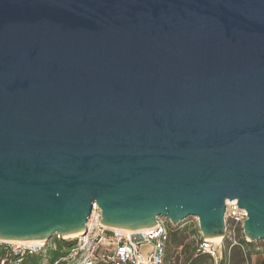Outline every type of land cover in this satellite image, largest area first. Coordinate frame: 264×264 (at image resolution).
I'll use <instances>...</instances> for the list:
<instances>
[{
    "label": "water",
    "instance_id": "obj_1",
    "mask_svg": "<svg viewBox=\"0 0 264 264\" xmlns=\"http://www.w3.org/2000/svg\"><path fill=\"white\" fill-rule=\"evenodd\" d=\"M264 241V0H0V240L192 217Z\"/></svg>",
    "mask_w": 264,
    "mask_h": 264
},
{
    "label": "built area",
    "instance_id": "obj_2",
    "mask_svg": "<svg viewBox=\"0 0 264 264\" xmlns=\"http://www.w3.org/2000/svg\"><path fill=\"white\" fill-rule=\"evenodd\" d=\"M95 210L97 207L93 204L92 213ZM98 217L100 218L99 214ZM246 218V211L238 207L236 200L225 201L224 237L229 240L227 256L233 246H240L236 240V234L238 230L242 231V225ZM168 223L174 227L169 221L158 218L154 227L130 234L107 229L99 224V220L96 232L92 233L87 224L86 234L78 238V242L71 249L65 261L77 262V264H95L96 262L103 264H163L165 241L169 233ZM53 238L64 239L58 234H55ZM207 241L202 237V242L198 245L199 251L209 254L212 259L221 260L223 242L214 246ZM47 243L48 241L35 245H23L0 240V245H7L12 253H17L20 256L44 254ZM0 264H5V260L0 261Z\"/></svg>",
    "mask_w": 264,
    "mask_h": 264
},
{
    "label": "trees",
    "instance_id": "obj_3",
    "mask_svg": "<svg viewBox=\"0 0 264 264\" xmlns=\"http://www.w3.org/2000/svg\"><path fill=\"white\" fill-rule=\"evenodd\" d=\"M175 227V226H174ZM168 223V238L165 241V254L167 255L169 249L181 248L186 254L187 264H213L209 254L199 251V247L194 246V242H186L189 237L198 236V228L192 224H185L181 227L174 228ZM241 231L238 230V233ZM224 240V239H223ZM51 246H47L44 254L40 255H23L12 253L7 245H0V261L5 260V264H65V259L68 257L69 252L75 247V241L58 240L53 238ZM240 246H233L230 249L229 256H227L228 242L224 256L219 264H245L249 259V253L245 252L250 247V243L239 240ZM244 249H242L241 248ZM211 258V259H210ZM164 263V259H163ZM95 264H103L96 262Z\"/></svg>",
    "mask_w": 264,
    "mask_h": 264
},
{
    "label": "rangeland",
    "instance_id": "obj_4",
    "mask_svg": "<svg viewBox=\"0 0 264 264\" xmlns=\"http://www.w3.org/2000/svg\"><path fill=\"white\" fill-rule=\"evenodd\" d=\"M98 214H99V211L97 209L93 213H91V216L87 221L88 228L90 230H92L91 231L92 233L96 232V225H97V222L99 220ZM185 224H192L194 226H197V228H198L197 219L192 218V217H189V218L185 219L184 221L179 222L177 225H175L174 228L181 227ZM198 230H199V228H198ZM198 234H199L198 236L189 237L186 242L189 243L192 241V242H194V246H197L198 244H200L202 242V236H201L200 231H198ZM80 236H77V237L65 236L63 240L75 241L77 243L78 238ZM240 239H243L244 241L251 244L247 250L245 248V252H248L249 257H250L249 259H247V262H245V264H264V241L263 240H256L253 242H249L244 237V234L242 231H240L239 234H236L237 242H239ZM52 241H53V237H52V240L48 241V243L45 245V247L51 246L53 244ZM220 242H223V247L221 249V258H223L224 249L226 250L227 242H228V246H229V240L226 237H224V240H223V238H220V241L216 244H220ZM214 246H215V244H214ZM186 257H187L186 254L184 253V251L180 247L176 248V249H171V250L169 249V251L167 252V255L164 258L163 264H187ZM211 261L213 262V264H219L220 263L218 258L216 260L211 259ZM65 264H77V262L67 261ZM208 264H210V262H208Z\"/></svg>",
    "mask_w": 264,
    "mask_h": 264
},
{
    "label": "bare ground",
    "instance_id": "obj_5",
    "mask_svg": "<svg viewBox=\"0 0 264 264\" xmlns=\"http://www.w3.org/2000/svg\"><path fill=\"white\" fill-rule=\"evenodd\" d=\"M107 229H112L114 231H120V232H124V233H133V232H138L139 230H134V231H130V230H118V229H113V228H108V227H105ZM81 233H77V234H72V235H69L68 237H77V236H80ZM220 238L221 237H216V238H210V239H207L209 243H212V244H215L217 245L216 243H218L220 241ZM2 242H11L13 243L12 241H7V240H1ZM14 243H21V244H30V245H35V244H40L41 241H27V242H14Z\"/></svg>",
    "mask_w": 264,
    "mask_h": 264
}]
</instances>
